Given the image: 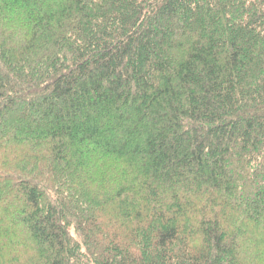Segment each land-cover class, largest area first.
Wrapping results in <instances>:
<instances>
[{"label":"trees","instance_id":"obj_1","mask_svg":"<svg viewBox=\"0 0 264 264\" xmlns=\"http://www.w3.org/2000/svg\"><path fill=\"white\" fill-rule=\"evenodd\" d=\"M0 264H264V0H0Z\"/></svg>","mask_w":264,"mask_h":264}]
</instances>
